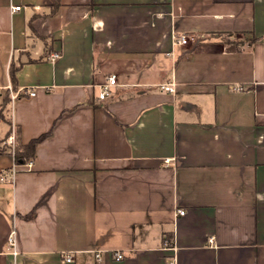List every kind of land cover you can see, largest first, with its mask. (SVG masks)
<instances>
[{
  "label": "crops",
  "instance_id": "1",
  "mask_svg": "<svg viewBox=\"0 0 264 264\" xmlns=\"http://www.w3.org/2000/svg\"><path fill=\"white\" fill-rule=\"evenodd\" d=\"M54 3L0 0V264H264V0Z\"/></svg>",
  "mask_w": 264,
  "mask_h": 264
},
{
  "label": "built area",
  "instance_id": "2",
  "mask_svg": "<svg viewBox=\"0 0 264 264\" xmlns=\"http://www.w3.org/2000/svg\"><path fill=\"white\" fill-rule=\"evenodd\" d=\"M21 9V7L17 6V7H14L13 8V11H19ZM176 43L177 44H180V45H187L188 44V38L186 36H181L179 38H176L175 39ZM57 58H59V54L58 53H54L50 56V59L52 61L56 60ZM117 85V78L115 75H111L107 78V80L98 85V88H99V94H98V98L100 100H105L107 99L110 94H111V91H112V88L115 87ZM160 88L165 91V92H175L174 90V83L173 82H168L166 84H161L160 85ZM28 96L29 97H34L36 95L35 91L34 90H30L28 93ZM20 96L19 94V91L17 92H11V101L14 102L16 99H18ZM10 142L11 144L14 143V138L11 137L10 139ZM170 160H166V163H169ZM185 212L182 211V210H179V215H184ZM16 235H17V232L15 230V228H13L11 230V232L9 233L8 237H7V240H6V243L7 245L9 246V248L11 249V252L12 254L14 255H17L18 254V251L16 249V245H17V240H16ZM114 258L115 260H122L124 258L123 254L121 252H114ZM66 261L67 262H70L71 261V258L68 256L66 257ZM173 264V262L171 263Z\"/></svg>",
  "mask_w": 264,
  "mask_h": 264
},
{
  "label": "trees",
  "instance_id": "3",
  "mask_svg": "<svg viewBox=\"0 0 264 264\" xmlns=\"http://www.w3.org/2000/svg\"><path fill=\"white\" fill-rule=\"evenodd\" d=\"M60 5V0H55V3L53 4V9H57ZM253 42V41H251ZM239 43H235V45L237 46ZM16 68H12L11 70V81H12V85L13 88L16 89L17 85H16ZM10 93L7 92L6 96H5V103L9 104L10 102ZM48 136V134L46 135H41L38 138H35L33 140H31L28 144L23 145L20 139V136L16 137L15 140V144L14 147H11V151L12 154L14 156V160H15V164L19 165V164H24L26 163V161H28L29 159L34 157L35 154V148L36 145L38 143H40L41 141H43L46 137ZM3 152V150L0 148V153ZM33 212H31L29 215H27L25 218L26 219H31L33 217ZM169 245L172 246L173 245V239L171 238V241H169Z\"/></svg>",
  "mask_w": 264,
  "mask_h": 264
},
{
  "label": "rangeland",
  "instance_id": "4",
  "mask_svg": "<svg viewBox=\"0 0 264 264\" xmlns=\"http://www.w3.org/2000/svg\"><path fill=\"white\" fill-rule=\"evenodd\" d=\"M13 147H14V145H13Z\"/></svg>",
  "mask_w": 264,
  "mask_h": 264
}]
</instances>
